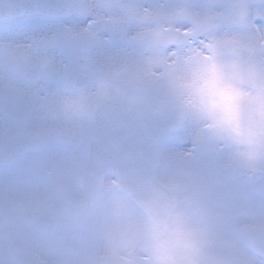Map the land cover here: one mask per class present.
I'll return each instance as SVG.
<instances>
[{"label": "snow or ice", "instance_id": "obj_1", "mask_svg": "<svg viewBox=\"0 0 264 264\" xmlns=\"http://www.w3.org/2000/svg\"><path fill=\"white\" fill-rule=\"evenodd\" d=\"M0 264H264V0H0Z\"/></svg>", "mask_w": 264, "mask_h": 264}]
</instances>
